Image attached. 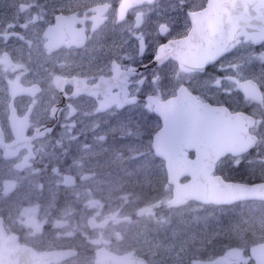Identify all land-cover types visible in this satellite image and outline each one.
Returning a JSON list of instances; mask_svg holds the SVG:
<instances>
[{"label":"flooded vegetation","instance_id":"flooded-vegetation-1","mask_svg":"<svg viewBox=\"0 0 264 264\" xmlns=\"http://www.w3.org/2000/svg\"><path fill=\"white\" fill-rule=\"evenodd\" d=\"M207 1L0 0V224L7 248L64 255L45 264H98L107 254L155 264L157 253L119 243L120 224L158 233L162 243L178 224L172 212L186 204L170 206L167 162H178L183 140L168 135L181 126L166 122L176 115L163 102L179 93L251 118L244 126L253 146L220 159L216 172L264 181V174L243 173L253 156L264 155V41L240 37L214 62L180 66L191 17ZM195 27L198 39L214 29L203 18ZM181 153L195 156L193 149ZM238 159L225 176L222 162ZM225 238L207 248L181 246L180 261L253 264L252 242Z\"/></svg>","mask_w":264,"mask_h":264},{"label":"water","instance_id":"water-1","mask_svg":"<svg viewBox=\"0 0 264 264\" xmlns=\"http://www.w3.org/2000/svg\"><path fill=\"white\" fill-rule=\"evenodd\" d=\"M214 26L207 39L195 37L200 18ZM193 28L181 42L187 51L183 56V66L190 69L202 67L216 61L231 49L240 37L253 39L255 43L264 41V0H247V6L241 8L238 0H208L206 8L192 16ZM182 101V102H178ZM168 103L170 114L176 118L166 122L178 124L168 135L183 140L176 148V160L168 159V181L172 184L170 206L176 207L188 201L203 204H232L241 200H264V181L245 183L226 180L220 174H214L215 163L227 154L234 156L246 152L255 142L244 123H250V117L241 113H231L221 106H208L183 93L164 102ZM161 104H155L154 111L162 114ZM165 122V121H164ZM199 124L200 126H197ZM176 129V128H175ZM164 128L155 135L157 154ZM210 141V143H208ZM180 143V142H179ZM199 144V147L196 146ZM193 149L195 156L189 159L182 148ZM170 152L168 156L170 157ZM178 165V167H177ZM188 179L180 182V178ZM253 264H264V241L250 247ZM108 261L98 264H137L130 259V254H107ZM58 252L36 254L27 247L9 250L4 245L0 224V264H45L51 258L61 259ZM140 261L142 258H136Z\"/></svg>","mask_w":264,"mask_h":264},{"label":"rangeland","instance_id":"rangeland-1","mask_svg":"<svg viewBox=\"0 0 264 264\" xmlns=\"http://www.w3.org/2000/svg\"><path fill=\"white\" fill-rule=\"evenodd\" d=\"M90 122L96 123L94 119L87 123ZM88 142L91 143V140ZM83 144L84 142L80 143ZM249 161L251 165L246 164L244 168L248 172H239L247 173L246 176L251 175L252 179L264 174V155L253 156ZM241 162L240 159L223 161L221 168H225L227 173L225 176L230 177V170L239 166ZM133 179L138 181L139 176ZM151 202L152 198L146 200V204ZM172 219L178 220V224L165 234L169 237L166 243H162L157 236L160 234L147 231L146 228L129 230L126 223L120 224V232L124 237L119 243H124L125 239L127 247L133 246L140 251L157 253L155 264H186L185 260L180 261L181 253L184 251L181 246L189 247V243H198L207 248L211 242L222 237H226L227 240L247 241L249 244L264 239V201L247 200L232 205H201L191 202L181 209H175L172 212Z\"/></svg>","mask_w":264,"mask_h":264}]
</instances>
